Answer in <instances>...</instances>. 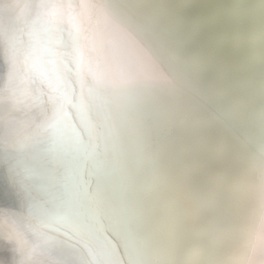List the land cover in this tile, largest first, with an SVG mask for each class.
<instances>
[{
    "label": "snow or ice",
    "instance_id": "6c2138e0",
    "mask_svg": "<svg viewBox=\"0 0 264 264\" xmlns=\"http://www.w3.org/2000/svg\"><path fill=\"white\" fill-rule=\"evenodd\" d=\"M61 6L0 0L10 61L22 55L47 85L37 106L6 110L0 99V264H91L77 259L84 250L96 264H195L163 250L136 207L145 172L171 183L157 163L158 131L206 127L172 30L144 0H95L89 7L107 27L78 26L58 51L44 37L62 30L52 11ZM22 123L33 130L14 139ZM248 148L241 197L200 264H264V127ZM5 196L15 205H5Z\"/></svg>",
    "mask_w": 264,
    "mask_h": 264
},
{
    "label": "bare ground",
    "instance_id": "6f19581e",
    "mask_svg": "<svg viewBox=\"0 0 264 264\" xmlns=\"http://www.w3.org/2000/svg\"><path fill=\"white\" fill-rule=\"evenodd\" d=\"M94 2L60 0L62 6L52 11L62 30L45 32L44 38L64 51L76 27L106 28L89 7ZM144 2L157 6L161 22L172 30L205 106L206 127L187 135L158 131L157 163L166 169L171 183L160 184L151 169L143 174L137 189L138 219L163 250L200 264V253L215 242L217 227L226 226L232 218V202L241 197L243 171L250 157L248 143L254 137L258 140L264 127V0ZM10 14L15 15V9ZM26 15L34 19L32 9ZM26 39L18 38V49ZM9 56L5 36L0 39V99L5 109L39 105L46 98L39 68L26 63L22 55L14 61ZM221 118L231 127L222 124ZM32 130L22 123L14 139H23ZM4 203L15 205L9 196ZM81 258L96 264L86 250L77 257Z\"/></svg>",
    "mask_w": 264,
    "mask_h": 264
}]
</instances>
